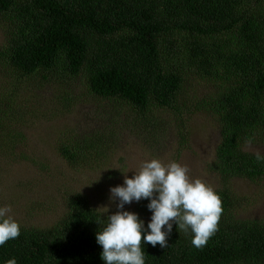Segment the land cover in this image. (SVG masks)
<instances>
[{"label": "trees", "instance_id": "16d2710c", "mask_svg": "<svg viewBox=\"0 0 264 264\" xmlns=\"http://www.w3.org/2000/svg\"><path fill=\"white\" fill-rule=\"evenodd\" d=\"M263 2L0 0V13L11 21L0 56L19 75L50 71L61 54L63 75L84 74L93 95L121 99L143 112L172 108L189 73L215 81L211 95L193 99L190 108L211 114L219 128L210 164L224 181L214 190L223 208L217 231L198 249L191 231L173 224L167 248L142 242L145 264H264V219L237 218L233 211L243 199L225 183L233 176L264 179V161L241 147L264 137ZM12 107L0 113L20 126L22 109ZM3 119L0 115V141L18 133ZM57 143L58 154L72 167L89 166L102 137L76 141L71 135ZM64 199L66 211L52 225H20V236L0 246V264L11 258L17 264H105L96 234L107 215L78 193ZM149 203L141 199L135 212L150 211Z\"/></svg>", "mask_w": 264, "mask_h": 264}, {"label": "rangeland", "instance_id": "374dc122", "mask_svg": "<svg viewBox=\"0 0 264 264\" xmlns=\"http://www.w3.org/2000/svg\"><path fill=\"white\" fill-rule=\"evenodd\" d=\"M10 30L9 16L0 13V50ZM59 59L63 62L61 54ZM60 60L50 71L29 77L15 73L0 56V108L22 109L16 121L20 126L0 113L8 129L18 132L0 141V207L10 205V215L20 225H52L66 211L65 196L75 193L101 213L114 214L119 200L113 202L110 189L123 184L124 173L132 177L131 171L153 158L187 165L191 179L200 178L213 190L224 184L210 168L220 139L217 121L204 110L190 108L193 99L211 95L214 80L189 73L172 108L143 112L121 99L93 95L84 74L63 75ZM44 73L50 76L44 78ZM71 135L76 141L101 135L102 146L89 166L72 167L58 154L57 142ZM247 141L241 144L243 150L264 155V137L252 138L251 145ZM225 183L243 199L233 211L237 218L264 219V179L233 176ZM138 203L134 200L124 210L135 212ZM135 213L150 222L151 211Z\"/></svg>", "mask_w": 264, "mask_h": 264}, {"label": "clouds", "instance_id": "9594fccd", "mask_svg": "<svg viewBox=\"0 0 264 264\" xmlns=\"http://www.w3.org/2000/svg\"><path fill=\"white\" fill-rule=\"evenodd\" d=\"M247 143L251 145L252 138ZM257 162L264 161L259 150ZM132 177L124 173L122 185L110 189L111 199L118 211L107 215L104 226L96 234L102 246L101 259L105 264H145L142 242L168 247L173 224L178 230L193 234L192 245L203 248L215 234L223 212L220 196L200 178L191 179L187 165L172 161L167 164L153 158L143 161ZM148 199L152 217L147 225L135 212L124 210L134 200ZM10 205L0 207V246L21 234L20 224L10 213ZM166 226V230H165ZM5 264H17L15 258Z\"/></svg>", "mask_w": 264, "mask_h": 264}]
</instances>
